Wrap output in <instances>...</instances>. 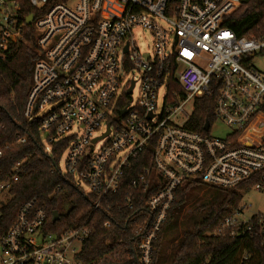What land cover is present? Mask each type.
Masks as SVG:
<instances>
[{
	"label": "built area",
	"instance_id": "obj_1",
	"mask_svg": "<svg viewBox=\"0 0 264 264\" xmlns=\"http://www.w3.org/2000/svg\"><path fill=\"white\" fill-rule=\"evenodd\" d=\"M245 1L50 5V0H29L39 14L28 24L31 14L22 13L18 0H0V60L25 41L26 26L33 25L39 56L25 114L39 120L46 152L65 140L60 172L73 175L77 189L96 197L94 210L118 194L132 210L139 191L152 190L151 218L133 222L141 264L152 263L155 243L185 184L233 190L255 179L251 190L264 188V71L254 62L264 56V36L238 35L228 25ZM139 27L152 34L150 54L136 41ZM213 95L214 122L232 128L225 137L211 134L214 122L206 134L187 126L195 100ZM141 157L147 164L133 174ZM19 165L8 179L0 178V204L18 179ZM245 208L241 204L227 216L222 230L242 236L257 228L264 238V213L246 215ZM47 219V206L38 197L21 204L0 237V264H84L78 256L95 229L82 224L52 232ZM103 226L109 228L111 221Z\"/></svg>",
	"mask_w": 264,
	"mask_h": 264
},
{
	"label": "trees",
	"instance_id": "obj_2",
	"mask_svg": "<svg viewBox=\"0 0 264 264\" xmlns=\"http://www.w3.org/2000/svg\"><path fill=\"white\" fill-rule=\"evenodd\" d=\"M66 1L50 0L49 4ZM18 2L23 14H39L29 0ZM228 25L238 35L264 36V0H246L229 17ZM38 56L37 37L30 25L26 26L25 41L0 60V119L3 123L0 148L8 145L0 157V178L8 179L20 163L18 179L0 204V237L13 223L20 205L38 197L39 202L47 206L49 231L60 232L82 224L95 229L84 241L78 256L84 264H141L133 222L151 218L147 200L152 190L141 189L132 210L124 207V194L108 195L94 210L96 197L77 189L73 175L60 172L58 165L66 149L65 140H59L50 153L46 152L39 120L25 114ZM215 98L213 95L195 100L196 108L187 124L190 129L207 133L204 124L215 120ZM19 137L26 141L16 142ZM146 164L147 160L141 157L134 163L133 174ZM254 182L255 179L233 190L219 189L212 193L209 202H196L190 213L185 209L191 202L189 191L195 183L181 187L155 243L151 264H264V238L257 228L242 236H233L221 227L224 219L240 208L244 193L251 190ZM54 211L59 214L56 222L52 221ZM107 220L111 221L109 228L103 226ZM181 223L186 226L183 231L179 230ZM167 233H170L167 242H176L168 257L162 246Z\"/></svg>",
	"mask_w": 264,
	"mask_h": 264
},
{
	"label": "rangeland",
	"instance_id": "obj_3",
	"mask_svg": "<svg viewBox=\"0 0 264 264\" xmlns=\"http://www.w3.org/2000/svg\"><path fill=\"white\" fill-rule=\"evenodd\" d=\"M168 26V25H166ZM134 34L136 37V41L139 45V48L141 49L142 53L144 54H150V46L152 45V34L145 28H136L134 30ZM254 62L257 65V67L264 71V56H257L254 58ZM132 74H128V77H131ZM137 94H138V88L136 87L133 95L131 96L132 98V103H134L137 99ZM48 108H45L42 112L47 110ZM186 111L188 113H191L193 111V103H189L186 106ZM232 130L231 127L227 126L223 121L220 119H217L211 127V134L214 136L218 137H225L227 134L230 133ZM104 139L100 140L96 144V148H99L103 143ZM65 157L66 155L64 154L63 157L61 158L60 161V167L64 171L65 170ZM219 190V188L216 187H211L207 186L202 183H195L192 185V188L190 189L189 193L191 195V202L190 204L186 207L185 212L190 213V211L193 210V208L196 206V202L202 201V202H209L210 197L212 196V193L214 194ZM246 206L247 209L245 208V214L246 215H252L255 213H264V188L261 191L258 190H251L249 193L244 195L242 206ZM199 217V216H198ZM201 217V216H200ZM184 218V217H183ZM182 218V221H184ZM186 228L183 223L180 224L179 230L183 231ZM170 233L165 234L163 240H162V246L164 247V250L167 254V257L170 255L172 252V248L175 246L176 242L174 243H168V235Z\"/></svg>",
	"mask_w": 264,
	"mask_h": 264
},
{
	"label": "water",
	"instance_id": "obj_4",
	"mask_svg": "<svg viewBox=\"0 0 264 264\" xmlns=\"http://www.w3.org/2000/svg\"><path fill=\"white\" fill-rule=\"evenodd\" d=\"M34 16L31 14L27 18V23L30 24L33 20ZM204 129L207 131L209 129V121H206ZM59 219V214L57 211H54L52 214V221L56 222Z\"/></svg>",
	"mask_w": 264,
	"mask_h": 264
}]
</instances>
